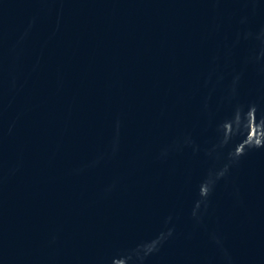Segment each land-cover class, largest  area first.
<instances>
[{"label": "water", "instance_id": "water-1", "mask_svg": "<svg viewBox=\"0 0 264 264\" xmlns=\"http://www.w3.org/2000/svg\"><path fill=\"white\" fill-rule=\"evenodd\" d=\"M0 264H264V0H0Z\"/></svg>", "mask_w": 264, "mask_h": 264}]
</instances>
